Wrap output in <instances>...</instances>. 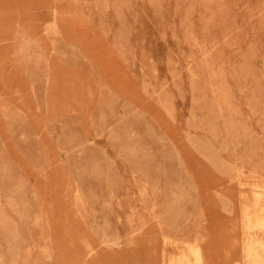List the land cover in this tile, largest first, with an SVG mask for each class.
<instances>
[{
    "label": "rangeland",
    "instance_id": "rangeland-1",
    "mask_svg": "<svg viewBox=\"0 0 264 264\" xmlns=\"http://www.w3.org/2000/svg\"><path fill=\"white\" fill-rule=\"evenodd\" d=\"M159 263L264 264V0H0V264Z\"/></svg>",
    "mask_w": 264,
    "mask_h": 264
},
{
    "label": "bare ground",
    "instance_id": "bare-ground-1",
    "mask_svg": "<svg viewBox=\"0 0 264 264\" xmlns=\"http://www.w3.org/2000/svg\"><path fill=\"white\" fill-rule=\"evenodd\" d=\"M55 10V9H54ZM55 15V14H54ZM71 88V87H70ZM62 89V88H61ZM42 132V131H41ZM73 189V188H72ZM74 190V189H73ZM44 201V200H43ZM239 215V214H238ZM234 217V216H233ZM239 218H240V216H239ZM233 219V218H232ZM37 220V219H36ZM236 220V222H237V219H235ZM224 221V220H223ZM223 221H219V223L220 222H223ZM218 222V221H217ZM232 223V222H231ZM230 223V224H231ZM240 223V222H239ZM233 224V223H232ZM237 224H238V222H237ZM237 224H235V225H237ZM239 225V224H238ZM231 226V225H230ZM240 226V225H239ZM229 227V226H228ZM232 227V229H233V225L231 226ZM220 228H221V226H220ZM221 229H223V228H221ZM232 229H230V230H232ZM241 229V228H240ZM220 231H222V230H220ZM232 231H234V230H232ZM220 233V232H219ZM227 233V232H226ZM230 233H232V232H230ZM215 234H217V233H215ZM228 234V233H227ZM219 237H220V235H219ZM216 238V237H215ZM240 238H241V236H240ZM68 239H70V238H68ZM211 240V239H210ZM213 241V240H212ZM69 242H71V240H69ZM210 242V241H209ZM215 244V243H214ZM209 245V244H208ZM207 245V246H208ZM204 246V245H203ZM235 246V245H234ZM193 247V246H192ZM202 247V246H201ZM185 249V248H184ZM188 250V249H187ZM180 252V251H179ZM198 253V252H197ZM192 254V253H191ZM203 254V253H202ZM160 256V255H159ZM195 256V255H194ZM204 256V255H203ZM215 257V256H214ZM195 258V257H194ZM198 258V257H197ZM196 258V259H197ZM199 258H200V256H199ZM199 258H198V261L200 262L201 261V259L199 260ZM224 258V257H223ZM160 259V258H159ZM208 259V258H207ZM162 260V259H161ZM212 260V259H211ZM161 262V261H160ZM204 262V261H203ZM207 262H208V260H207ZM213 261H211V263H212ZM201 263V262H200ZM160 264V263H159ZM198 264V263H197ZM204 264V263H203ZM207 264V263H206Z\"/></svg>",
    "mask_w": 264,
    "mask_h": 264
}]
</instances>
